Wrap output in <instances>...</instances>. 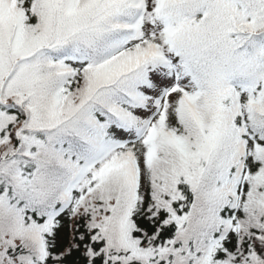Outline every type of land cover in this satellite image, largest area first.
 <instances>
[{"label":"snow or ice","instance_id":"obj_1","mask_svg":"<svg viewBox=\"0 0 264 264\" xmlns=\"http://www.w3.org/2000/svg\"><path fill=\"white\" fill-rule=\"evenodd\" d=\"M0 264H264V0H0Z\"/></svg>","mask_w":264,"mask_h":264}]
</instances>
